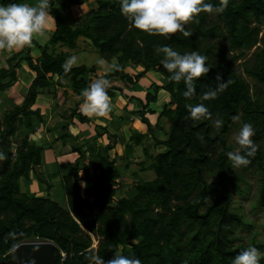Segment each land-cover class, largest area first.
Here are the masks:
<instances>
[{"label": "trees", "instance_id": "trees-1", "mask_svg": "<svg viewBox=\"0 0 264 264\" xmlns=\"http://www.w3.org/2000/svg\"><path fill=\"white\" fill-rule=\"evenodd\" d=\"M88 1L49 0L56 25L49 43L42 46L33 39L38 56L33 55L31 46H25L0 67V90L18 81L23 63L33 72L23 101L0 116V152L4 153V159H0V264L13 257L11 249L18 243L33 240L54 242V264H107L117 253L139 259L140 264H231L234 256L246 248L244 244L233 246L230 235L233 226L243 223L242 215L231 209L232 162L227 155L231 149L227 134L235 122L232 117L240 113L242 122L253 125V140L258 146L250 162L240 167L243 172H263L259 202L264 207V148L260 144L264 139V100L253 96L236 66L245 48L264 43V35L259 38L260 27L252 26L253 22L264 24V0H229L222 12L202 11L186 23L192 33L187 37L179 32L165 37L132 27L120 13L119 0H94L78 22L70 21L66 14L71 6ZM209 2L219 4V0ZM211 13L225 23L226 33L217 32L219 25L210 20ZM222 35L232 53L228 54L220 42L210 43ZM81 37L88 39L106 62L115 61L121 66L119 71L103 75L110 81V97L123 92L120 82H135L145 71L155 70L167 77L163 88L170 100L160 116L167 117L170 126L166 139L154 136L155 145L164 147L162 151L145 148L150 161H141V168L153 170L155 177L136 180L133 196L119 195L121 174L116 158L109 154L114 143L101 146L96 160L89 163H85L87 150L81 144L76 146L79 156L71 164L72 170L63 176L68 203L64 208L49 196L22 190L21 181L29 182L31 172L40 182L46 181L43 172L35 170L43 162L45 146L31 138L37 125L45 121L40 109L32 108L38 95L64 80L80 95L94 81L88 76L93 67H65ZM159 45H169L180 53L197 51L207 57L211 68L194 80L195 94L191 98L183 96V81L169 79L170 74L160 63L162 54L155 51ZM128 64L143 70L133 77L125 71ZM244 66L245 72L264 82V45L256 47L253 61ZM115 81L117 85L112 86ZM219 83L226 86L213 97L211 93ZM153 88L140 110L151 131L144 111L157 100L160 86L154 84ZM82 101L80 95L69 118L90 123L91 117L79 111ZM198 104L206 106L208 113L194 119L190 106ZM216 120L221 121L219 126ZM100 129L106 127L98 124L99 135L103 133ZM17 135L21 140L14 147L12 138ZM134 137L140 143L144 134ZM132 148V144L126 145L127 155L132 154ZM94 237L98 238L97 247L92 246ZM62 252L66 255L63 261Z\"/></svg>", "mask_w": 264, "mask_h": 264}, {"label": "clouds", "instance_id": "clouds-1", "mask_svg": "<svg viewBox=\"0 0 264 264\" xmlns=\"http://www.w3.org/2000/svg\"><path fill=\"white\" fill-rule=\"evenodd\" d=\"M229 0H219L214 5L209 0H119L120 13L125 16L132 27L148 33H157L167 37L169 34L179 32L182 36H190L192 33L185 25L202 11L222 12ZM55 17L49 10V0H35V3L0 2V49L15 50L25 46H31L36 36H43L50 31ZM156 53L162 54L160 63L170 74L169 79L174 82L183 81L186 90L185 98H191L195 94L194 80L207 74L211 68L206 63L207 57L197 51L180 53L169 45H159ZM73 55L66 62L68 68L77 62ZM96 64L105 68L107 72L119 71L121 66L112 61L107 63L103 57L96 60ZM219 78V77H218ZM224 83L217 84L211 93L214 97L225 88ZM110 81L107 78H99L92 81L84 88L80 95L83 98L79 111L86 116H106L111 110V102L107 92ZM208 113L203 104L190 106V116L199 119ZM234 121L240 119L239 115L232 117ZM218 126L220 120L215 122ZM255 129L250 122H242L237 129L234 140L238 148L227 153L233 168L247 165L257 151V144L253 140ZM0 159H4V153L0 152ZM264 258L256 246L249 245L238 252L231 264H260ZM107 264H140L139 259L122 254H115L107 261Z\"/></svg>", "mask_w": 264, "mask_h": 264}, {"label": "crops", "instance_id": "crops-1", "mask_svg": "<svg viewBox=\"0 0 264 264\" xmlns=\"http://www.w3.org/2000/svg\"><path fill=\"white\" fill-rule=\"evenodd\" d=\"M94 2H95L94 0H89L88 2H86L82 5H73V6H71L70 10L68 11L69 13L66 11L67 12L66 16H68L70 21H72L73 23H76V22H78V20H80V18L84 15V13L87 10H89V8L92 5H94ZM28 3H35V0L28 1ZM57 3H59V1H57ZM55 27H56V25H55V23H53L49 32H47L43 36H36L34 39L36 41H38V43L42 44V46L47 45L49 43V39H50L53 31L55 30ZM89 43H90V41L88 39H86L84 37L79 38L77 41L78 49L80 48V49H85V50H87V49L91 50L92 48H90L91 46H89ZM79 44H80V46H79ZM82 44H84V46ZM21 49H15V50H11V51L6 50V49H0V67L6 66L7 65V59L9 58V56L15 52L20 51ZM31 49H32V53L34 56L39 55V49L37 46L33 47V48L31 47ZM62 49H66V47H63ZM34 52H37V53L34 54ZM73 54H74V52L72 53V55H70V57L73 56ZM70 57H68V59ZM71 66H74V65H71ZM24 68L27 69V76L30 77V79L29 78H23L19 74L17 82H15L13 85L9 86L5 90H0L3 93L0 95L1 104H3L2 102L4 100H9V101L12 100V103H14V105L23 101L24 96L26 95V93L28 91L29 84L32 80V73H33L26 66V64L23 63L22 69H24ZM142 70H143V68L141 66H135V65L127 66L125 68V71L133 77L135 74L139 73ZM99 72H100V68L99 69L96 68V71H93L92 74L89 71L88 76L92 77V75H95V74H97L99 76L100 75V74H98ZM98 76H97V79H99ZM93 78H94V76H93ZM25 79H29V81L26 82V81H24ZM56 79H57V77H56ZM94 80H96V78ZM167 82H168V78L160 75L159 73H157V71H155V70L145 71L144 75L142 77H140L139 79H136L135 82L126 81V84H124L123 82H120V84L123 86V92L122 93L118 92L116 94V96H114V97L109 96L110 100L111 101L113 100L112 104H114V106H115L114 111H112V114H114L115 117L114 116H113V118L109 117V119H108V117L106 118L107 115L106 116H95V118H93L94 116H91L92 120L90 121V123L94 119H95V122H94L93 126H90V123H83V122L79 121L77 118H74L73 120H71L68 116V117H66V119L60 121L58 123L59 125L56 124L52 127V126L48 125L49 119H47L48 118V112H50L52 110V109H48V107H50V103L46 102V105L41 104L40 95H42V94L48 95L49 94L50 96H52V99H50V100H52V103H55V105H56V106L54 105L55 107H58V105H60V104H59V102L56 101V100H58L57 96L61 97V94L69 96L68 91H73L72 89L69 88V86H67V84H66L67 80L66 81L64 80V83L61 85L54 83V84L50 85L49 88H46L45 89L46 91L44 93H40L38 95L36 103L32 106L33 109H36V108L40 109V112L45 116V121L41 122L37 125L34 133L31 135V138L34 139L37 143H39L35 139L36 135L39 133L40 129H41V131H42V129H46L45 131L51 135V138H50V140H48V138L45 136L46 135L45 132H42V135L45 137H44L43 141L41 140V142L39 144H43L45 146V148H53L55 143H57L58 145H61L64 153L69 152L72 154L71 159H70L71 164L74 163L75 160L77 159V157L79 156V152L75 149L76 146H79L81 144L82 149L87 150L88 156L85 159V163H89V162H94L96 160L97 151L99 150V148L101 146H105L106 144L112 142V143H114V147L109 151V154L112 157H115L116 160L118 158H121V160L119 161L120 165H125V168H128L130 166V164L133 162V158H136L134 156V154L136 155L135 149L137 146L141 145V146H143L142 147L143 148V158H138V159H140L138 162L140 164V162L145 160V158H146L145 157L146 156L145 148L147 147V144H145V141L149 140V136L150 135H154V136L156 135L157 137H159L161 139H166V137H167L166 133L169 129V124H168L169 120L165 116H160L161 112L164 109L165 104L170 100L169 92L163 88V86ZM17 83L20 85L22 83L26 84L23 87L22 94H21L20 98H18L20 93L17 94L18 96L17 95L13 96V97L9 96L10 95L9 93L10 92L12 93L14 88L16 89ZM154 84H157L160 86V88L158 90H156L157 91V100L152 101L150 103V105H148V107L145 108V111H144V116L148 119L149 123L151 124V128L153 129V131H151L148 129L147 123L142 120L141 115H140V110H142V108L144 107V104H146L147 92L154 91V88H153ZM111 85L112 86L117 85L116 81L114 83H111ZM57 88L63 89V90L59 91V93L56 95ZM52 92H53V94L51 95L50 93H52ZM6 93L8 94V96ZM141 99L144 101H141ZM53 101H56V102H53ZM77 102L75 103V107L77 105ZM3 107H4V105H3ZM110 113H111V111H110ZM108 123H110V124H108ZM66 124H68L67 127H65ZM98 124H101L102 126L106 127V129H102V130L100 129V132H103L101 135L98 134ZM106 130L108 131L107 133H106ZM67 132H69V133H67ZM147 132H148V134H146ZM137 133L144 134V137L142 139H140V141H139L140 143H137L136 142L137 138L134 137L135 134H137ZM64 134H66V135H64ZM108 134H112L113 137L111 138ZM69 137L70 138L74 137L76 140V143H74V144L68 143L67 140L69 139ZM104 139L105 140L107 139V141H105ZM90 143H93L96 147L94 156H91V154L87 148ZM127 144H132V146H133L132 154H129V155L126 154V145ZM158 149L157 150L155 149V151L156 152L162 151V149H164V147H162L161 150H158ZM150 152H151V150H150ZM55 155H57V149L55 151ZM40 168L41 167L39 166L38 171H36V172H39ZM140 169H141V172L151 170V169L143 170L141 168V165H140ZM71 170H72V165H71ZM71 170H70V168H66V169L62 170V175L64 176L65 174H68ZM119 171H120V169H119ZM141 172H139V177L145 179V174H143ZM33 174H34V172H31V177H30L29 182H27V183L24 182V184L28 187L27 189H29L28 191L34 192L37 195H42L40 192H41V190H43L45 192V194H43L42 196H48L47 195L48 193L46 191L51 189V184L46 183V185H47L46 189H44V188L41 189L40 186H38V182L34 178L35 174L34 175ZM120 174H121V172H120ZM80 175H83L82 171H80ZM120 181L122 182V189H123L125 185L130 184V182L133 180H130V178L129 179L128 178L123 179V176H122ZM44 183H42V184H44ZM39 184H41L40 181H39ZM27 189H25V190H27ZM120 192H121L120 196H124L123 191L121 189H120Z\"/></svg>", "mask_w": 264, "mask_h": 264}, {"label": "rangeland", "instance_id": "rangeland-1", "mask_svg": "<svg viewBox=\"0 0 264 264\" xmlns=\"http://www.w3.org/2000/svg\"><path fill=\"white\" fill-rule=\"evenodd\" d=\"M232 1H238V0H232ZM210 20L212 22H214L215 24L217 23L219 25V27L217 28V32H221L220 34H224L226 33V27H225V23L223 21H221L214 13H211L210 16ZM259 26L260 27V33H259V38H261L264 35V24H259L256 22L252 23V26ZM225 36L222 35L220 37H215L213 39L210 40V43H219L220 45L223 46V48L229 53H232L230 50V44L226 41V39L224 38ZM38 42V41H37ZM42 45V44H41ZM84 46V44H82ZM259 45H264L263 42L259 41L257 42L256 45L250 47V48H245L244 49V55L238 59L236 61V66L238 68V70L242 73L244 79L249 83L250 85V91L253 94V96L256 98H258L259 100H264V82H261L260 80H258L257 78H255L254 76L248 74L247 72L244 71V63L245 62H252L253 58H254V52L256 50V47ZM80 46V44H79ZM89 46H91L90 49H77V51H74V54L78 60L75 64H73L74 66H78L81 64H85L87 65L89 68L93 67V70H90L91 74L93 71H96V68H100V72L98 74H100L99 76L97 74L92 75L94 76V79H97V76L99 78H103V75L107 72L105 70V68L99 66L96 64V60L101 57L99 51L91 44V42L89 43ZM31 47H36V43L33 42L31 44ZM35 49V48H34ZM37 52H34V54H36ZM107 63H111V62H106ZM127 66H133L132 64H128ZM95 67V68H94ZM20 75L23 78H29L27 76V69H21L20 70ZM29 79H25L24 81L28 82ZM24 83L20 84H16V89L14 88V90L12 91V93L10 92L9 96L13 97L16 96L17 94H19L18 98L21 97L22 94V90L24 87ZM52 87V86H51ZM59 87V86H58ZM62 88V87H61ZM70 88V87H69ZM71 89V88H70ZM45 90V89H44ZM63 89H58L56 90V95L59 93V91H61ZM45 91L41 92L44 93ZM69 96L67 95H62L61 97H58V100H56L57 102H59L60 105H58V107H55V103H52V96H50L49 94H42L40 95V102L43 105H46V102L50 103V107H48V109H52L50 112H48V118L49 119V126H54V125H59L58 123L64 119H66V117H68L71 113V110L75 107V103L80 99V95L77 94L75 91H68ZM3 94L0 91V95ZM7 94V93H6ZM12 94V95H11ZM24 94V93H23ZM51 95L53 94L50 93ZM8 96V94H7ZM57 99V98H56ZM53 101V102H56ZM111 113L109 111V113L107 114L106 118L111 117L113 118V116L115 117L114 114H112V111H114L115 106L114 104H112L113 100L111 101ZM3 104H1L0 101V116L10 107H13L14 103H12V100H4L2 102ZM4 105V107H3ZM55 105V106H54ZM42 106V105H41ZM164 106V105H163ZM7 108V109H6ZM54 108V109H53ZM115 113V112H114ZM116 114V113H115ZM65 117V118H64ZM240 119L238 121H235L229 131V133L227 134V140H228V145L231 146L230 150L227 151H236L238 146L235 143L234 140V136L235 133L237 131V129L239 128L240 124L242 123V118H241V113L239 114ZM95 118V116L93 117ZM95 122V119L90 123V126H93ZM108 122V121H107ZM110 124V123H108ZM170 126V122L168 123ZM46 129H40L39 133L36 135V140L40 143L41 140L43 141L44 137L46 136L48 138V140H50L51 135L45 131ZM102 130V129H101ZM42 132H45V136L42 135ZM53 133V132H52ZM148 134V132L146 133ZM35 136V135H34ZM161 136V135H160ZM165 137V136H164ZM21 140V137L19 135L14 136L12 138V143L14 145V147L17 146V144L19 143V141ZM105 140V139H104ZM68 143H76V140L74 137H69V139L67 140ZM107 141V139L105 140ZM145 144H147V148L149 150H151V152H153L155 149L157 150H161L162 147H157L155 145V139H154V135H150L149 136V140L145 141ZM260 144H262L263 148H264V139L260 142ZM143 146H137L136 147V155L134 154V156L136 158H133V162L130 164V166L128 168H125V165H120V160L121 158L117 159V165L118 168L120 169L121 175L123 176V179H129L133 180L130 182V184H127L124 186L123 189H121L123 191V195L125 196H133L135 194V189H134V182L136 180H138L139 177V172H141L140 169V164L138 163L140 159L138 158H143ZM57 149V155H55V151ZM163 150V149H162ZM121 152V151H120ZM71 156L72 154L69 152L64 153L62 146L58 145L57 143L54 144L53 148H45L44 152H43V162L40 165V171L43 172V174L45 175V183L41 182V184H39V179L37 176H35L34 174V178L36 179V181L38 182V186H40V188H44L46 189V183L51 184V189L47 190L46 192L48 193L47 195L52 198L53 200H55L56 202L59 203V205H61L62 207L66 208L68 203H67V198H66V194H65V190H64V186H63V175H62V170L66 169V168H70L71 170ZM146 158V162H149L150 159L145 156ZM124 162V161H123ZM126 162V161H125ZM143 174H145V178H154L155 177V172L153 170H148L145 172H141ZM231 174H232V179H230L229 181V186L232 189V211L242 215L243 217V223L239 224V225H235L233 226L232 230H231V237H232V245L236 246V245H240V244H244L246 247L249 245H254L256 246L261 252H264V207L260 206V202H259V187H260V181L263 177V172L257 169H253V170H249L246 172L242 171V168L239 167H235L233 168V165L231 164ZM121 176V178H122ZM120 178V179H121ZM212 180V176H209V181ZM44 183V184H42ZM82 184H84V182L82 181ZM21 185H22V190L27 189L28 187L24 184V181H21ZM29 190V189H27ZM42 195L45 194V192L43 190H41L40 192ZM121 192L119 191V195ZM98 245V238L94 237L93 239V243L92 246L93 247H97ZM11 251L13 252V257L8 260V261H15L16 259H18V251L16 249V247H13L11 249ZM54 253V252H53ZM62 261L64 260V258L66 257L65 253L62 252ZM260 264H264V258L261 259Z\"/></svg>", "mask_w": 264, "mask_h": 264}, {"label": "water", "instance_id": "water-1", "mask_svg": "<svg viewBox=\"0 0 264 264\" xmlns=\"http://www.w3.org/2000/svg\"><path fill=\"white\" fill-rule=\"evenodd\" d=\"M91 156L95 155L96 147L93 143L88 145ZM38 165L35 166L38 171ZM54 242L51 240L21 241L15 247L18 259L4 264H54Z\"/></svg>", "mask_w": 264, "mask_h": 264}]
</instances>
